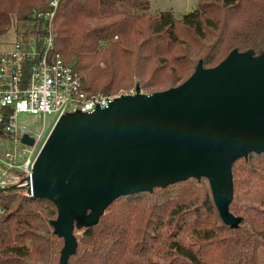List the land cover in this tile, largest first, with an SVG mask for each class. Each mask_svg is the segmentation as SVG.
I'll return each mask as SVG.
<instances>
[{"label": "trees", "instance_id": "16d2710c", "mask_svg": "<svg viewBox=\"0 0 264 264\" xmlns=\"http://www.w3.org/2000/svg\"><path fill=\"white\" fill-rule=\"evenodd\" d=\"M51 9V0H0V37L42 46ZM52 32L88 93H151L182 83L200 59L212 67L235 48L264 50V0H198L179 17L151 11L149 0H59ZM232 169L237 226L220 216L208 179L189 177L120 195L98 223L75 226L67 264H264V152ZM0 205V264H58L56 204L0 190Z\"/></svg>", "mask_w": 264, "mask_h": 264}, {"label": "water", "instance_id": "95a60500", "mask_svg": "<svg viewBox=\"0 0 264 264\" xmlns=\"http://www.w3.org/2000/svg\"><path fill=\"white\" fill-rule=\"evenodd\" d=\"M22 140L34 144L27 133ZM251 152H264V50L235 48L212 67L200 59L177 86L147 93L137 85L107 106L63 114L25 189L56 204L51 224L64 239L58 264H67L77 250L75 226L98 223L120 195L189 177L208 179L220 216L237 226L232 167Z\"/></svg>", "mask_w": 264, "mask_h": 264}, {"label": "built area", "instance_id": "2783aa9c", "mask_svg": "<svg viewBox=\"0 0 264 264\" xmlns=\"http://www.w3.org/2000/svg\"><path fill=\"white\" fill-rule=\"evenodd\" d=\"M58 4L59 0H51L52 9L45 13L49 34L42 46L36 40L22 39L0 47V186L16 184L26 192L44 143L38 147L48 115H57V122L67 112L92 111L107 106L118 95L132 93H88L83 88L78 72L55 49L52 19ZM22 114L42 118V128L34 131L20 121ZM25 133L34 138V144L22 140Z\"/></svg>", "mask_w": 264, "mask_h": 264}, {"label": "rangeland", "instance_id": "374dc122", "mask_svg": "<svg viewBox=\"0 0 264 264\" xmlns=\"http://www.w3.org/2000/svg\"><path fill=\"white\" fill-rule=\"evenodd\" d=\"M150 1V9L153 12H158L162 10H170L172 11L175 16H182L184 13L189 12L193 10L197 4L198 0H149ZM9 33L8 35H5L3 37H0V47L5 46L4 43L7 40H10L12 35ZM131 92H134L132 89ZM56 116L57 115H48L45 120L46 128L44 131V134L42 138L38 142V147L42 145V143L45 141L46 137L49 135L52 127L56 123ZM20 121L28 123V125L34 129V131H38L43 126V119L38 118L35 115L31 114H22L20 116Z\"/></svg>", "mask_w": 264, "mask_h": 264}]
</instances>
